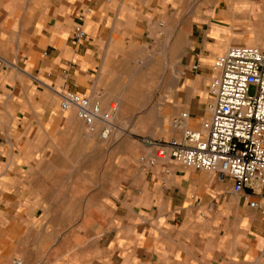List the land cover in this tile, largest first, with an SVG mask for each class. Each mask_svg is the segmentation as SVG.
<instances>
[{"label": "crops", "instance_id": "1", "mask_svg": "<svg viewBox=\"0 0 264 264\" xmlns=\"http://www.w3.org/2000/svg\"><path fill=\"white\" fill-rule=\"evenodd\" d=\"M207 2L0 0V264H264V195L142 141L201 128L217 56L264 37V0ZM66 90L118 105L108 141Z\"/></svg>", "mask_w": 264, "mask_h": 264}, {"label": "built area", "instance_id": "2", "mask_svg": "<svg viewBox=\"0 0 264 264\" xmlns=\"http://www.w3.org/2000/svg\"><path fill=\"white\" fill-rule=\"evenodd\" d=\"M85 36L79 23L74 37L82 40ZM214 68L217 73L207 102L210 116L201 128H188L190 114L184 111L172 120L175 129L183 130L182 138L142 141L153 148L151 162L175 161L214 172L221 180H231L233 192L245 198L264 195V45H232L217 56ZM60 98L61 108L74 110L88 132L98 133L104 141L110 139L116 129V103L104 109L100 100L71 90L61 92ZM141 161L147 160L142 157ZM249 205L258 207L259 203L249 199Z\"/></svg>", "mask_w": 264, "mask_h": 264}, {"label": "rangeland", "instance_id": "3", "mask_svg": "<svg viewBox=\"0 0 264 264\" xmlns=\"http://www.w3.org/2000/svg\"><path fill=\"white\" fill-rule=\"evenodd\" d=\"M217 2V0H208V2L205 4L206 5V7L208 6L209 7V9L210 8H212L213 7V5L215 4ZM264 6V5H263ZM258 8H259V14L261 13V15H259V20L256 22L255 21V25H251L250 26V30H252V31H256V32H262L263 34H264V7H262L261 5H258ZM257 23V24H256ZM262 34V35H263ZM257 39H258V37H257ZM256 39V40H257ZM252 42H254V41H251V42H249V43H252ZM248 43V44H249ZM233 45H240V43H234ZM249 45H252V44H249ZM264 45V37L262 38V40L260 41V45L259 46H263ZM225 51H223V52H221V54H223ZM210 72H212V66L210 67ZM159 76H153V81H155V79H157ZM213 80V79H212ZM212 80L211 79H209L207 82H206V84H205V91H207V93H208V95H209V90H210V87H209V83H210V81H211V83H212ZM251 93H254V88L252 87L251 88ZM207 102H209V97H208V99H207V101H206V106H205V108H206V111H207ZM209 116H210V114H209V112L207 111V116H206V118L204 119V121L205 120H207V119H209ZM117 123H119L120 121H119V119H117V121H116ZM83 130L84 131H87L88 132V130H87V128H86V126L84 125L83 126ZM89 134H93V133H90L89 132ZM15 263L16 264H20V262H19V260H15Z\"/></svg>", "mask_w": 264, "mask_h": 264}, {"label": "bare ground", "instance_id": "4", "mask_svg": "<svg viewBox=\"0 0 264 264\" xmlns=\"http://www.w3.org/2000/svg\"><path fill=\"white\" fill-rule=\"evenodd\" d=\"M253 45H257V46H259L260 45V43L258 42V43H255V44H253ZM177 130V129H176ZM179 132V131H178Z\"/></svg>", "mask_w": 264, "mask_h": 264}]
</instances>
